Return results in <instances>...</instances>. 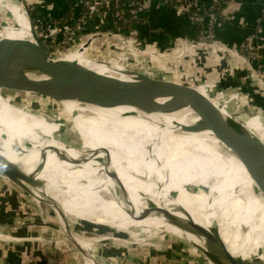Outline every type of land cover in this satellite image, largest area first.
<instances>
[{"label": "bare ground", "instance_id": "obj_1", "mask_svg": "<svg viewBox=\"0 0 264 264\" xmlns=\"http://www.w3.org/2000/svg\"><path fill=\"white\" fill-rule=\"evenodd\" d=\"M0 6L10 13L17 25V28L0 27V38L34 41L21 5L0 0ZM88 46L81 44L56 54L55 60L93 64L90 58L86 59ZM103 69L106 68L97 72L103 73ZM57 111L58 116L66 118L69 128H60L50 122L48 116L41 115L42 112L34 113L29 107L8 103L0 97V154L28 174L37 167L43 168L37 179L59 188V191H51L65 215L61 218L55 213L58 226L67 241L73 240L81 246L89 264L91 259L89 261L87 254L92 253L84 245L89 241L71 231L61 203L122 221L164 220L171 231L181 235L182 241H189L206 264H213L206 255L213 252L203 248L202 239L171 225L159 214V210H163L160 208L173 206L167 197H156L159 191L165 195L176 194L177 204L197 224L217 225L233 256L264 262V252L256 250L264 246L263 197L231 153L215 135L207 133L211 130L204 127L206 121L197 113L185 109L178 113L150 114L131 107L101 109L86 115L71 114L61 108ZM224 117L246 131L251 140L264 146V135H253L245 125ZM61 129L69 134L63 135ZM102 159H108L111 168L108 169V162ZM220 179L224 180L220 182ZM115 183L140 189L147 195L145 201L132 204L128 209L119 206L116 198L121 197L122 186ZM36 196L39 200L43 198ZM174 216L183 218L179 214ZM142 217L143 220H138ZM250 232L256 237V247L251 244L254 239ZM242 233L245 234L243 242L239 236ZM149 236L152 234L145 235ZM216 260L220 262L217 257Z\"/></svg>", "mask_w": 264, "mask_h": 264}, {"label": "water", "instance_id": "obj_2", "mask_svg": "<svg viewBox=\"0 0 264 264\" xmlns=\"http://www.w3.org/2000/svg\"><path fill=\"white\" fill-rule=\"evenodd\" d=\"M23 10L27 14L34 41L0 38V97L3 100L11 104H47L65 109L71 114L84 115L120 107H131L150 114L192 110L206 121L204 127L211 130L217 141L237 160L264 200V146L251 140L246 131L215 108V104L224 103L231 92L236 90L240 97L229 99L230 102L241 104L244 109L253 103L258 104L264 122V77L242 56L219 45L199 44L191 38L183 40L184 49L174 55L154 54L122 44L121 52H117V48L112 50L116 54L126 53V56H120L119 59L96 57L93 64L56 61L55 57H51L47 45L37 36L31 14ZM186 19L194 27L193 22ZM92 42L90 38L82 46L87 48ZM197 46L223 51L230 58L196 59L192 52ZM103 66L106 67L104 72L98 73L97 70ZM101 161L108 162L106 167L111 168L108 159ZM42 170L37 167L30 174L25 173L0 154V178L28 195L36 198V195H41L42 200L52 206L54 213L63 218V208L51 195L52 189L59 191V188L37 179ZM156 193L157 198L167 197L173 203L171 208H160L163 210H159V214L171 225L202 239L203 248L212 251L220 260L217 262L213 254L206 253L213 264H264L257 258L245 260L233 256L217 225L205 227L197 224L177 204L176 194ZM138 197L145 199L147 195L141 193ZM116 200L119 206L127 209L132 205L129 195L117 197ZM174 214L183 218H177ZM138 220H143V217ZM41 225L56 227L48 222H42ZM239 236L243 242L245 234ZM71 241L83 259V264H89L81 246ZM251 244L258 245L254 240ZM256 250L264 252V246ZM87 255L89 261L91 259L90 264H95L92 255Z\"/></svg>", "mask_w": 264, "mask_h": 264}, {"label": "rangeland", "instance_id": "obj_3", "mask_svg": "<svg viewBox=\"0 0 264 264\" xmlns=\"http://www.w3.org/2000/svg\"><path fill=\"white\" fill-rule=\"evenodd\" d=\"M15 1L16 4L21 5L22 8L26 9L30 14L33 12V8L27 0ZM37 24L35 25L34 23V28ZM5 26L17 28L10 13L0 12V27ZM113 36L111 35L109 37L116 41V37ZM97 37L98 36L93 35L90 38L95 40ZM117 40L119 39L117 38ZM116 44L117 42L115 45ZM122 44L143 51L132 41H119L116 45L117 52H121L120 48ZM77 46L79 45L76 44V47ZM90 47L91 46H88V51ZM101 49L105 50V52H103L104 54L100 52V56L91 55V53L87 51L89 57H86V59L90 58L94 61L93 59L96 57H104L106 59H111L112 57L119 59L120 56H126V53L113 54L108 48ZM82 52L85 54L86 50L83 48ZM84 54L82 57H84ZM103 68L106 67L103 66ZM200 92L206 96L203 91ZM230 95L231 98H228V100L224 102L226 107L225 113L221 112L223 109L221 104H215V108L221 112L222 115L244 125L243 122L239 121V119H241L240 117L244 115V112L238 111L240 105L233 104V102L229 100L232 98L237 99L240 96L236 90H233ZM224 103L222 104L224 105ZM16 105L20 107H29L34 113L42 112L40 114L48 116L47 119L53 124L63 129L65 127L66 129L69 128L66 118L64 116V118L58 116L59 113L57 110H60V108L57 106L47 104H38L36 106L35 104L31 105L27 103ZM250 107L258 109V104L253 103ZM248 130L253 135H264V130H259V132L254 131L252 128ZM61 132L64 131L61 129ZM207 133L213 134L212 131H207ZM67 134L69 133L65 131L63 135ZM73 137L76 138V135ZM222 180L224 179H220L219 181L221 182ZM6 184L8 187L13 186L14 189L7 190L6 192ZM115 184L120 187L122 186L119 190L120 196H131L132 204L145 201V199L138 197L139 194L143 193L140 189L130 186L125 187L118 183ZM13 193H16V196ZM64 209L68 215L67 224L71 231L81 239L89 241L85 242L84 245L87 250H89V247L91 248L90 250H92L91 253L93 256L96 254V256H94L95 264H206L207 262L198 251L190 247L188 244L189 241H186V239H184L185 242L182 241V237L178 232L171 231V227L168 223L164 222V220L162 221L155 218L139 222L116 220L109 216L106 217L104 215H98L95 212L84 210L72 204L65 206ZM8 212L9 215H7ZM6 220L12 221V225L4 226L1 225L2 223L0 222V244H25L29 242L28 246L33 245L35 250L38 248V253L35 254V257L43 252V255L40 256L47 261L44 263L42 262V264H81L80 261H78L80 255L74 249L72 241H67L62 230L57 227V217L55 216L52 206L48 204L47 201L39 200L35 196L28 195L16 186L9 185V183H6L5 180L0 178V221L6 222ZM42 222L54 224L56 227L43 226L41 225ZM148 234H152V236L148 238L145 237V235ZM251 236L252 239L255 240L254 242L257 243L254 234L251 233ZM7 237L9 238L7 239ZM23 238L26 240L21 241ZM12 239L16 240L11 241ZM90 242H92L91 245ZM256 246L257 245L254 247ZM25 255L26 254H23L22 258L25 261L24 264H27L31 262V259ZM70 257L71 259H75V261L69 259ZM0 264L2 263L0 262Z\"/></svg>", "mask_w": 264, "mask_h": 264}, {"label": "crops", "instance_id": "obj_4", "mask_svg": "<svg viewBox=\"0 0 264 264\" xmlns=\"http://www.w3.org/2000/svg\"><path fill=\"white\" fill-rule=\"evenodd\" d=\"M8 1L10 3H16L15 0ZM73 1L74 3L72 4V2L69 3V1L65 0H27L33 8L32 14L38 20V24L66 20L64 17L66 16V10L69 8V4H72L73 8H77L76 0ZM199 1L201 6L207 5L209 2V0ZM263 2L264 0L229 1L227 4L229 20L227 23L219 24L216 28L217 40L229 49L236 48L238 44L245 40H251L253 36L264 40V19L258 21ZM139 8L142 22L133 26L130 32L123 31L116 34L109 15L103 13L87 22L75 39L77 44L81 45L87 42L91 36L96 35L98 37L89 45L92 48L90 47L88 51L94 56H100L101 53L105 52V50L101 48H108L109 51H112L113 48L116 49V45L119 41H132L137 47L139 46L140 49L146 52L159 55H173L180 53L184 49L183 46L178 47L176 45L178 42L191 39L195 35V28L186 18L176 15L159 0H139ZM0 12L5 13V11L1 9ZM75 14L76 10L74 11V16H72L69 21H73ZM111 35L116 37V41L109 37ZM117 38L119 40H117ZM116 42L117 44L115 45ZM112 52L114 54L115 51ZM192 54L196 59L203 60L205 58V55L198 50V48H195ZM215 57H218V59L220 58L219 56ZM228 98H231V95H229ZM221 106L223 108L221 112L225 113V103L224 105L221 103ZM238 111L244 112V115L240 117L241 119H239V121L243 122L247 129L252 128L257 132H259V130H264L263 118L258 109L251 107L244 109L240 104ZM9 187L6 184V192L7 190L14 189L13 186ZM61 204L64 207L69 205L66 203ZM97 214L104 215L100 213ZM7 215H9V212ZM104 216L107 217V215ZM0 222L6 226L12 225V221L6 220V222ZM8 238L9 237H7V239ZM28 243L29 242L25 244H0V262L2 264H24L25 261L22 258L23 254H26L25 256L31 259V262L27 264H42V262L44 263L47 261L40 256L43 255V252L35 257V254L38 253V248L35 250L34 246H28ZM91 244L92 242H90V245ZM88 249L92 252L90 247ZM94 256H96V254ZM71 257L69 259H71ZM78 259V261L83 264L81 259ZM71 260L75 261L73 258Z\"/></svg>", "mask_w": 264, "mask_h": 264}, {"label": "built area", "instance_id": "obj_5", "mask_svg": "<svg viewBox=\"0 0 264 264\" xmlns=\"http://www.w3.org/2000/svg\"><path fill=\"white\" fill-rule=\"evenodd\" d=\"M74 3L73 0H65ZM162 4L170 8L176 15L188 18L193 22L195 35L193 40L199 44L219 45L224 48L222 43L217 40L216 28L219 24L227 23L229 20L227 4L232 0H209L207 5L201 6L199 0H159ZM77 8L69 4L66 16H74L73 21L60 20L37 24L35 32L39 39L43 41L51 53V57L70 51L76 47L75 39L83 27L91 19L107 13L114 25V31L119 34L123 31L130 32L133 26L142 22L139 0H76ZM78 9V10H77ZM78 11V12H77ZM264 19V2L260 10L258 21ZM181 40L176 44L183 46ZM205 57L220 56L219 59L230 58V56L220 50L207 49L197 46ZM231 50L245 60L253 69L264 77V40L252 37L245 40ZM16 239H12V241ZM26 240V239H21Z\"/></svg>", "mask_w": 264, "mask_h": 264}, {"label": "trees", "instance_id": "obj_6", "mask_svg": "<svg viewBox=\"0 0 264 264\" xmlns=\"http://www.w3.org/2000/svg\"><path fill=\"white\" fill-rule=\"evenodd\" d=\"M31 15H32V18H33V20H34V23H35V25L38 23V20L33 16V14L31 13ZM64 19H66V20H68L69 21V17L68 16H65L64 17ZM125 32H127V31H125ZM77 44V42H76V40H75V45ZM220 57V56H219ZM206 58V57H205ZM207 59V58H206ZM208 59H218V57H210V58H208Z\"/></svg>", "mask_w": 264, "mask_h": 264}]
</instances>
